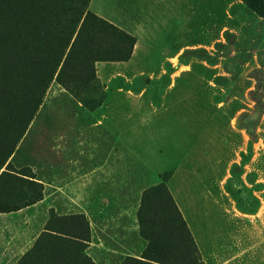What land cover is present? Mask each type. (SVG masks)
<instances>
[{
    "label": "rangeland",
    "instance_id": "obj_1",
    "mask_svg": "<svg viewBox=\"0 0 264 264\" xmlns=\"http://www.w3.org/2000/svg\"><path fill=\"white\" fill-rule=\"evenodd\" d=\"M87 11L136 38L131 58L93 66L89 39L115 37L89 28L60 81L76 33L0 172V264H152L140 211L160 184L203 264H264V0H90ZM15 31L37 56L31 35L64 37L48 18ZM180 237L177 262L189 255Z\"/></svg>",
    "mask_w": 264,
    "mask_h": 264
},
{
    "label": "trees",
    "instance_id": "obj_2",
    "mask_svg": "<svg viewBox=\"0 0 264 264\" xmlns=\"http://www.w3.org/2000/svg\"><path fill=\"white\" fill-rule=\"evenodd\" d=\"M89 1L0 0V172L33 120L36 109L59 71L66 50L76 33L67 59L58 75L60 81L66 65L71 62L73 53L83 41L89 28H95L97 33L107 30L115 37L113 42L89 39L93 66L94 62L99 60L125 61L131 58L136 38L87 11ZM39 6H43L50 14L42 19V14L36 12ZM11 9L15 12L13 17L17 15L19 18L14 25L10 23ZM46 18L52 26H57L58 34L60 30L64 32V37L62 39L59 37V40L52 37L42 40L36 35H31L35 38L32 39L33 46L37 47L39 44L44 52L39 56L28 54L26 48L28 41L19 39L15 26L23 27L28 23H40ZM63 23L66 27L61 26ZM41 42L43 43L40 44ZM126 43L130 46L127 50L124 49ZM46 53L52 55L46 56ZM70 81L75 82V80ZM9 176L7 170L3 171L0 174V183ZM28 182L35 184L33 181ZM148 201L151 202V206L147 205ZM147 212H152V217L147 215ZM140 220L142 233L150 240L148 247L150 257L147 259L152 264H203L199 260V251L187 228V223L165 185L160 184L146 191ZM180 234L183 249L189 255L183 261L177 262L167 255L175 250V240Z\"/></svg>",
    "mask_w": 264,
    "mask_h": 264
}]
</instances>
